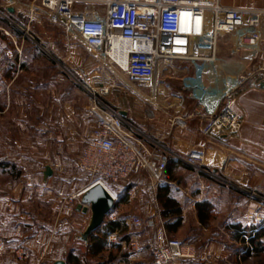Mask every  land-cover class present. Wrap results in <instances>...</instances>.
I'll return each instance as SVG.
<instances>
[{"label": "crops", "instance_id": "crops-1", "mask_svg": "<svg viewBox=\"0 0 264 264\" xmlns=\"http://www.w3.org/2000/svg\"><path fill=\"white\" fill-rule=\"evenodd\" d=\"M221 3L229 7L264 11V0H221ZM0 7L2 12L6 9L9 14H19L15 0H0ZM11 8L13 11H10ZM261 32V42L255 46H241L232 35H224L219 45L220 51L224 50L230 58L234 56L237 45L241 46L242 51L240 61L229 59L224 67L214 69L207 65L198 68L197 62L200 61L178 60L196 66L192 68V78L185 77L181 81L179 92L160 98L155 95L162 87L168 90L172 87L166 79L160 78V73L171 71V67L162 69L157 80L149 84L155 90L154 97L144 103L133 102L128 108L119 110H127L125 117L144 136L150 138V142L155 140L162 145L157 153L164 161L167 185L157 191L140 187L136 195H131L130 190H136L138 184L147 179L143 177L138 184L135 181L121 183L119 187L122 195L115 207L119 218L115 221L106 220L99 230L103 232L110 222L118 223L116 229L108 233H116V241L109 243L107 234L106 246L96 254L92 246L99 233L96 231L89 241L82 239L91 212L79 211L78 203L70 214L61 209L64 201L77 192L59 197L54 207L55 214H59L55 222L47 221V216L40 211L32 213L29 208L42 195L50 194L42 192L41 188L47 186L51 189L54 179L60 178L58 166L34 161L28 165L21 159L1 161L0 264H20L14 250L20 244L26 247L28 264H55L58 260H64L65 264H76L72 262L71 255L79 259L78 264L90 258L105 262L121 257L126 259L127 264H155V239L163 231L195 248L196 256L184 260L183 264H262L264 251L254 252L250 241L260 235L259 240L264 247V20ZM20 52L22 49L18 48L16 56ZM91 52L86 60V71L90 73L87 82L92 89L101 88L106 84L103 79H97L102 69L92 68L101 51L94 49ZM48 55L55 59L50 52ZM24 65L16 61L12 67L18 70ZM245 72L248 78L236 95V109L243 118L241 130L207 136L200 134L202 117L220 107L223 93L234 89L240 73ZM1 84L18 89L28 82L23 84L16 79H3ZM15 100L23 102L22 96ZM11 101L12 97H8L6 105ZM35 103L36 112H39L37 129L41 130L40 123L44 120L42 107L40 100ZM178 119L184 124H176ZM83 120L81 130L76 131V137L82 139V148L93 133V126L85 118ZM55 121L56 117H49V125L44 127L42 133L52 136L57 129L70 127L67 122L62 125ZM44 123L42 125L46 126L45 120ZM194 150L204 153L202 163L195 166L185 161ZM47 165L53 167L54 173L45 182ZM203 168L217 173L218 180L206 174ZM169 200L176 201L181 208L180 215L175 218L170 216L173 214L171 211L165 209V203ZM203 202L212 206V214L206 222L201 221L197 206ZM134 215L145 220L155 218L158 222L162 218L164 225L159 223L138 231L141 235L140 249L131 253L128 243L134 232L131 226V217ZM236 226L247 229V234L237 237ZM249 249L252 250L251 255H248Z\"/></svg>", "mask_w": 264, "mask_h": 264}, {"label": "built area", "instance_id": "built-area-1", "mask_svg": "<svg viewBox=\"0 0 264 264\" xmlns=\"http://www.w3.org/2000/svg\"><path fill=\"white\" fill-rule=\"evenodd\" d=\"M41 5L55 15L68 35H78L109 61H112L110 52L114 43L125 40L129 49L126 72L145 85L155 82L158 73L176 60L214 63L224 35H232L241 46H255L262 39L264 11L224 6L221 0H41ZM247 78L242 76L240 84ZM241 85L225 94V102L216 111L202 117L200 134L241 130L243 118L236 109V95ZM108 91L104 85L100 91L91 92L92 99L84 117L93 126V133L80 151L76 165L90 176L91 182L64 201L61 209L67 214L73 212L82 195L96 183H101L116 202L121 199L119 185L123 182L138 184L147 177L136 190H130L131 195H136L140 187L148 186L157 191L167 185L164 162H160L157 153L162 145L155 140L150 142L131 120L100 97ZM175 123L184 124L180 119ZM203 158L201 150H194L185 161L195 166L201 164ZM47 189V186L41 188L42 192ZM118 218L119 212L114 208L106 220ZM159 223L164 225L162 218L158 222L155 218L145 220L132 216L134 232L128 243L129 251L134 253L140 249L138 231ZM116 235L108 234L107 241L115 242ZM25 248L24 244L14 248L21 264L28 260ZM195 256L194 247L170 237L165 231L155 239V264H183L184 260ZM101 264L127 263L121 257Z\"/></svg>", "mask_w": 264, "mask_h": 264}, {"label": "rangeland", "instance_id": "rangeland-1", "mask_svg": "<svg viewBox=\"0 0 264 264\" xmlns=\"http://www.w3.org/2000/svg\"><path fill=\"white\" fill-rule=\"evenodd\" d=\"M15 3L19 14H9L6 9L0 14V82L2 83L3 79H16L28 84L19 86L18 89L0 85V162L6 159H21L28 165L34 161L58 166L60 178L54 179L51 189L45 192L50 194L42 195V199L35 200L29 207L32 213L40 211L47 216V221L55 222L59 214H55L54 207L59 197L78 192L91 180L87 173L80 171L76 166L82 148V139L76 137V131H80L84 125L86 108L92 99L91 92L94 88L87 82L90 73L86 71V60L94 49L88 47L78 35H68L55 15L43 8L41 0H15ZM240 47H235L232 58L225 54L224 50H218V59L214 63L200 61L197 62V67L211 65L215 69L224 67V63L229 59L240 61ZM18 48H21L22 52L16 56ZM48 52L55 59L50 57ZM98 58L92 68L102 69L97 79H103L109 90L100 94V97L117 110L128 108L133 102L144 103L155 95L160 98L179 92L183 78H192V68L196 67L191 62L174 61L171 71L160 73V78L166 79L172 86L171 89L162 87V90L154 95L152 86L132 79L126 71L100 52ZM16 61L25 64L24 67L13 69L12 65ZM242 76H248L247 72L240 73L239 85ZM95 90L100 91V88ZM229 90L223 93L221 104L225 102V94ZM21 96L23 102L15 100ZM8 97H12V101L6 105ZM38 100L42 107V118L47 123L46 126L42 125L45 124L44 120L40 123L41 130L37 129L36 120L39 112H36L35 102ZM3 110L6 112L2 113ZM49 117H56L55 123L60 122L62 125L67 122L70 127L57 129L52 136L43 134L44 127L49 125ZM162 161L161 159L160 162ZM203 170L218 180L217 173L210 169ZM103 262L90 258L85 259L83 264Z\"/></svg>", "mask_w": 264, "mask_h": 264}, {"label": "water", "instance_id": "water-1", "mask_svg": "<svg viewBox=\"0 0 264 264\" xmlns=\"http://www.w3.org/2000/svg\"><path fill=\"white\" fill-rule=\"evenodd\" d=\"M10 11H13L11 8ZM123 115H127V111H121ZM54 169L51 165L46 166L45 182L53 175ZM116 201L107 189L101 184L96 183L89 187L82 195L77 205L79 211L91 212V219L82 234V239L89 241L90 236L101 228L105 222L107 215L116 207ZM55 264H65L64 260H58Z\"/></svg>", "mask_w": 264, "mask_h": 264}, {"label": "trees", "instance_id": "trees-1", "mask_svg": "<svg viewBox=\"0 0 264 264\" xmlns=\"http://www.w3.org/2000/svg\"><path fill=\"white\" fill-rule=\"evenodd\" d=\"M163 195L165 196L166 192ZM197 206H198L201 221L206 222L212 214L211 213L212 206L207 202L198 203ZM165 209L167 211H169V212L171 211L173 213L172 215H170L171 217L173 216V218L177 217L181 213V208H180L179 204L174 200L166 201ZM117 226H118V223L110 222L104 227L103 232L99 231V230H101V228H99L97 230V233H99V234L98 235L96 234L97 236L95 237V244L92 246V250H94L95 254L98 253L99 250L103 249L106 246V235L109 232H112L114 229H116ZM236 228H237V232H236L237 237H241V236L247 234L246 233L247 229H243L239 226H236ZM94 233L92 234L93 236L95 235ZM259 236L260 235H257L256 237L251 238V241H250L253 245V248H254L253 251L254 252H256V250L259 252L264 251L263 243L260 242ZM247 252H248V255L252 254V250H250V249ZM71 259H72V262H75L76 264H78L79 259L77 257H74L73 255H71ZM108 261H112V260H108ZM108 261H105V262H108Z\"/></svg>", "mask_w": 264, "mask_h": 264}, {"label": "bare ground", "instance_id": "bare-ground-1", "mask_svg": "<svg viewBox=\"0 0 264 264\" xmlns=\"http://www.w3.org/2000/svg\"><path fill=\"white\" fill-rule=\"evenodd\" d=\"M128 44L125 40H120L114 43L112 50L110 52L111 60L113 63H116L123 71H126L128 68Z\"/></svg>", "mask_w": 264, "mask_h": 264}]
</instances>
